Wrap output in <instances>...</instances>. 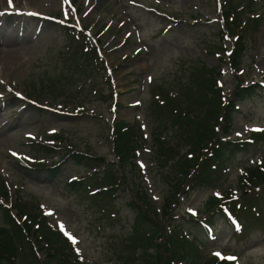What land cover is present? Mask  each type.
I'll use <instances>...</instances> for the list:
<instances>
[{
  "label": "rangeland",
  "instance_id": "obj_1",
  "mask_svg": "<svg viewBox=\"0 0 264 264\" xmlns=\"http://www.w3.org/2000/svg\"><path fill=\"white\" fill-rule=\"evenodd\" d=\"M258 1L264 11V0ZM22 2L20 6L38 10L39 17L35 18L40 19L41 28L30 48L23 50L22 59L11 68L0 70V129L3 132L0 138V182L2 177L9 183L16 182L21 194L26 197V208L36 211L39 200L57 228L61 229L63 225L61 230L64 235L74 238L75 242L70 240L83 264H125L129 254H141L139 249L129 248L133 236L141 230L134 225L137 208L131 202L137 200L131 191L147 197L150 205L160 213L168 192L167 178L162 176V172L170 171L171 166H162L159 162L161 160L155 155V141L151 135L156 120L151 109L150 85L158 82L164 92L169 88L179 89L185 86L188 78H196L194 73L202 66L217 65L224 70L220 83L225 96L235 84L236 74L226 64L220 63L216 54L220 48L229 50L231 46L228 40L222 44L218 37L217 17L221 0ZM10 11L4 9L3 12ZM67 21L79 24L100 41L104 69L99 61L98 67L96 63L91 68L84 64L88 69L85 72L81 67L83 58L76 56L67 63L62 59V28ZM247 36L249 42L242 56L243 73L238 71L237 74L241 73L245 83L260 79L264 84V20L256 34L247 29ZM107 78L113 85L115 101L108 96ZM25 83L35 85L44 92L51 91L52 105H45L47 103L44 102V105H39L22 96L20 91L32 96ZM139 84L142 88L136 93ZM59 89L79 95L89 109L75 113L66 108L60 102L62 96L58 95ZM102 89L103 96H94V92ZM232 100L236 101L235 98ZM78 101L74 98L70 102ZM117 119L128 122L139 120L146 137L135 159V166L125 167L129 189L122 187L117 190L112 200L104 198L95 201L89 191L75 190L69 182L81 175L84 180L93 179L94 175H101L102 172L94 171L93 174L83 165H78L66 154L65 146L105 156L117 166L110 135L111 125ZM259 125L264 127V90L240 102L238 111L233 113L232 129L238 138H246ZM167 126L176 129L171 120ZM162 134H169V131ZM169 137L179 141L178 135L171 133ZM47 141L57 146L51 152L44 148ZM179 145L180 151L186 149L185 144ZM62 156L63 163L56 176L32 169L28 164V161H46L47 157L56 161ZM263 157L264 136H261L252 143L249 152L236 154L227 171L228 177H223L217 187L203 188L189 195L180 194L173 215L165 217L158 213L157 224L167 230L181 229L180 225H185L192 234L201 238L204 245L201 246V254L210 259L216 256L215 251L234 252L238 256L236 264H264V228L259 223L246 219L248 228L241 236H235L231 226L221 216L214 219L213 230L208 233L203 228L195 231L194 221L190 219V215L200 213L210 196L225 193L229 186L236 185L237 175ZM6 184L7 181L4 182L5 187ZM158 241V238L154 240ZM144 246L149 254L157 249L149 244ZM142 261L138 256L131 264Z\"/></svg>",
  "mask_w": 264,
  "mask_h": 264
},
{
  "label": "trees",
  "instance_id": "obj_2",
  "mask_svg": "<svg viewBox=\"0 0 264 264\" xmlns=\"http://www.w3.org/2000/svg\"><path fill=\"white\" fill-rule=\"evenodd\" d=\"M241 4V0H225L223 8L224 20L230 29V38L233 39L229 64L234 70H237L241 65V52L244 49L242 28L248 25V21H245L242 26L241 21L245 19L246 12L249 15L254 12L256 7V4H252L243 10L240 8ZM261 22L262 17L255 18L252 27L257 29ZM64 33L67 39L65 45H67L69 55H81L84 62L91 65L93 49H90L89 42L85 41L73 29H65ZM81 67L84 71L86 70L84 64ZM194 74L196 78L189 79L185 86H181L179 92H172L173 96L167 91L164 92L159 86V90L163 91L164 99L161 100V104L154 99L156 102L153 107L154 120H156L154 129L160 134L163 131H169L179 137V141L169 136H164V139L156 138V157L162 161H160L161 165L164 166L170 161H174L173 164H170V171L163 173L168 184V192L165 195V203L161 213L165 217L172 216L174 204L179 202L180 194L217 183L230 166L236 152H247L249 149V143L246 141L227 140L219 136V131L225 134L231 133V113L236 110L233 100H228L224 105L220 101V89L216 83L219 71L202 66ZM31 87L37 97H47L42 89H38L35 85H31ZM259 87L260 84L257 82L247 85L238 83L232 90V95L237 97L239 101L247 100L259 93ZM180 94L184 98H181ZM74 98L77 97L70 93H64L65 102H70ZM220 117L222 121L219 129L216 130L214 125ZM169 120H171L172 126L176 125V129H170L167 126ZM135 129L121 120L115 124L114 149L122 163H125L128 157L134 156L133 150L136 147L138 137L137 124ZM179 144L188 145L190 149L187 153L181 154ZM72 156L77 164L84 166H89L90 160H93L92 157L82 153L72 154ZM175 156L179 157L175 159ZM96 160H102V158L96 157ZM46 170L51 175H56L59 167ZM245 172V174H240L238 179L242 189L238 200L230 201L228 207L233 211L250 214L261 223L264 213L262 207L264 202V162L246 168ZM105 178V183L111 187L119 185L123 181V175L114 174L111 167L106 170ZM94 184L97 182H90L88 185ZM71 187L75 190L87 191L86 184L77 180L72 182ZM255 187H259L260 191H255ZM248 188L250 190L246 191ZM113 191L97 192L94 198L111 197ZM237 203L238 206H236ZM132 205L137 208L134 225L135 227L139 226L141 230L133 236L134 239L129 244V248L134 250V247L139 245L142 248V253L137 254V256L134 255V252L129 254L128 258L125 259V264H131L138 256L143 259L139 264H214L210 263L205 256L200 255V250L193 241L194 239L192 242L189 241L183 230H167L163 225L157 224L155 220L158 216L157 210L145 203L144 199H140L139 203L132 202ZM15 207L17 208V220L12 216L11 210L0 203L2 213L0 264H81L72 255L67 243L61 239L60 233L55 228L46 225L43 215L33 213L32 208H28L31 211L26 213L27 208L20 203L15 204ZM217 213H222L219 200L211 197L206 201L202 220L213 223L212 218ZM236 215L238 216V214ZM195 222L199 224L200 221ZM33 224H37L39 228L34 230ZM146 225L148 226L146 227ZM34 232H38L39 236L34 238L35 243H32L28 240V235H33ZM157 237L162 240L159 244L154 242ZM193 237L200 240L194 234ZM41 243L47 245L44 246ZM148 244L157 247V249L162 246L161 252L157 253L156 249L155 253L149 254L144 246ZM42 248L46 250V259H41L37 254L38 249ZM221 262L219 264H226Z\"/></svg>",
  "mask_w": 264,
  "mask_h": 264
},
{
  "label": "bare ground",
  "instance_id": "obj_3",
  "mask_svg": "<svg viewBox=\"0 0 264 264\" xmlns=\"http://www.w3.org/2000/svg\"><path fill=\"white\" fill-rule=\"evenodd\" d=\"M22 0H0V70L11 68L23 57V50H27L34 42L36 34L41 28L38 10L31 7L20 6ZM20 7V10H17ZM11 10L10 14L3 12ZM22 13H17L21 11ZM32 14L26 16L25 12ZM0 129V138L2 137Z\"/></svg>",
  "mask_w": 264,
  "mask_h": 264
},
{
  "label": "snow or ice",
  "instance_id": "obj_4",
  "mask_svg": "<svg viewBox=\"0 0 264 264\" xmlns=\"http://www.w3.org/2000/svg\"><path fill=\"white\" fill-rule=\"evenodd\" d=\"M9 3H11V0H9ZM61 229L63 230V225H61ZM66 235H68L67 233H66ZM69 238L70 239H72L73 240V242H75V240H74V238L73 237H71V236H69ZM216 255H219V253H217ZM228 259H235V257H229Z\"/></svg>",
  "mask_w": 264,
  "mask_h": 264
}]
</instances>
